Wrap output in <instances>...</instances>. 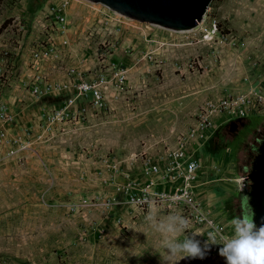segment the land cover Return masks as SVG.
Returning <instances> with one entry per match:
<instances>
[{
    "label": "rangeland",
    "instance_id": "1",
    "mask_svg": "<svg viewBox=\"0 0 264 264\" xmlns=\"http://www.w3.org/2000/svg\"><path fill=\"white\" fill-rule=\"evenodd\" d=\"M54 5L65 16L63 29L50 16ZM4 23L0 105L22 97L47 101L51 109L40 116L46 131L41 138L33 135L35 129L14 136L9 126L15 112L12 122L0 121L7 133L0 163L32 160L41 177L24 194L11 179L18 169L0 167V264H226L219 255L222 245H212L204 260H182L170 255L166 242L200 232L195 238L203 248L210 233L217 243L229 237L234 226L223 225L218 211L230 213L232 220L249 216L236 177L226 179L238 189L236 203L215 199L212 187L219 190L216 197L226 191L217 186L213 171L202 179L209 183L198 185L202 192L192 181L190 198L152 201L145 210L130 203L126 189H132L131 177L149 179L142 156L159 160L180 136L200 166L207 152L218 169L229 151L236 176L248 174L249 149L264 130V0H212L202 21L186 30L119 16L87 0H0V27ZM214 23L217 33L204 38ZM70 33L79 38L76 61L57 51ZM101 60L108 69L114 64L129 68L121 87H106V109H94L90 96L76 97L70 84L58 88L70 82L73 68L95 76ZM34 86L41 94L33 93ZM72 97L71 117L58 123L70 124L76 115L81 126L53 135L58 123L47 130L44 117ZM237 97L246 99L245 116L218 107L224 98ZM207 115L206 136L190 137ZM11 148L20 151L6 157ZM159 179L168 182L162 187L168 192L183 182Z\"/></svg>",
    "mask_w": 264,
    "mask_h": 264
},
{
    "label": "built area",
    "instance_id": "2",
    "mask_svg": "<svg viewBox=\"0 0 264 264\" xmlns=\"http://www.w3.org/2000/svg\"><path fill=\"white\" fill-rule=\"evenodd\" d=\"M118 14V13H116ZM119 16H123L118 14ZM51 18L61 25L60 29L66 26L65 16L61 10L60 6L54 5L50 10ZM125 17V16H123ZM218 31L217 23L212 24L208 29L205 30L204 38L211 39L214 34ZM85 61V60H81ZM95 76L87 77L86 72L82 69L73 68L70 72L69 83L57 84L58 88H66L69 84L74 86L76 97L78 96H90L91 105L96 110H104L107 107L105 89L111 84L116 86H122L129 74V68L125 64L116 65L111 69L105 66L104 61L101 60V65L94 72ZM92 74V73H90ZM111 75V79L107 78ZM33 93L41 94L42 89L38 86H34L32 89ZM76 98L66 99L63 104L58 108L49 112L44 117L45 129L50 130L51 127L64 120H68L71 115L70 111ZM246 99L243 97L237 98H224L223 101L218 104L219 108L225 110H231L232 112H238L241 116H245L246 112L243 108ZM216 109L213 106L210 111ZM82 112L80 113V117ZM208 116L200 119L197 128H195L191 133L190 137L202 136L205 137V130L211 129V121ZM75 118L76 115H73ZM14 120V113L5 105H0V121L3 123L12 122ZM7 139V133L5 129L0 125V143ZM186 140L184 137L180 136L178 138L177 146L174 148H169L165 152V155L156 160L151 156H142L143 159V171L144 174L149 176V179L144 182L138 179L131 180L132 189H126L131 191L128 195L130 203L135 205L139 210H145L152 201H169L176 202L182 199L190 198L192 190V181L196 177V171L200 166V161L196 158H192L189 151L185 149ZM14 151H10L12 154ZM152 174L159 175L165 180H175L177 177L182 178L183 182L176 186L172 192L161 189L156 191V195L153 194V189L156 186L158 180L150 177ZM239 186L243 185L245 176L241 175L235 179ZM129 185V184H128Z\"/></svg>",
    "mask_w": 264,
    "mask_h": 264
},
{
    "label": "crops",
    "instance_id": "3",
    "mask_svg": "<svg viewBox=\"0 0 264 264\" xmlns=\"http://www.w3.org/2000/svg\"><path fill=\"white\" fill-rule=\"evenodd\" d=\"M70 37H67L66 40H64L65 42H61L57 45V51L62 53L63 55H67L69 54L70 56H73L75 58L74 61H76V53H77V41H78V37H76L75 33H70L69 34ZM72 45V46H71ZM80 48V47H79ZM27 96V95H26ZM5 103L8 105L9 109L12 112L16 113V121L15 123L11 124L9 126V129L13 132L14 136H18L20 137L23 132L25 131V129H35L36 132L33 133V135H39L38 137L41 138L43 137V135H45V132L42 128V126H40V116H42L45 112H48L51 109V104L46 102H42L40 100L37 99H33V98H13V99H5ZM54 108V107H53ZM86 116V115H85ZM92 116H90L89 120H92ZM81 118H79V120L75 117L74 119L71 120L70 124L63 122V123H58L56 124V128L53 130L54 132L52 133L53 135H64V134H70L72 132H75L77 130V128H79L81 125H79V123L81 122L80 120ZM38 123L37 127L36 125H33L34 123ZM74 122V123H73ZM73 123V124H71ZM36 127V128H35ZM23 148V147H21ZM20 149V147H19ZM19 149L14 150V149H8L5 151V156L12 158L18 151H20ZM14 151L12 154H10V151ZM23 150V149H21ZM229 151H225L224 155L221 158V161L218 164V169H214V167H212V159L213 157L211 155H209L207 152H204L203 155L201 156V166L197 169L196 171V177L193 179V181L195 182L196 190L198 191V193L202 192L203 189H198V185L202 184V185H206V182H203V178L206 176H210V172L213 171L215 172V176H216V180H214L215 182H217V186H221L222 188L225 189L226 193L224 195H220L218 197H216L218 195V193L216 191L219 190H215L216 187H212V191H213V195L215 196V199L224 203V202H234L236 203L238 201V192L237 188L234 187V185L230 184L226 179L227 177H233V178H237L238 176H236V164L234 162V159L232 158V155H230L228 153ZM22 153V152H21ZM1 154V153H0ZM4 157V156H3ZM32 160H25V162L23 163H18V162H3L0 163V167L1 166H11L12 169L16 168V170L18 169L19 174H15L11 176V179L15 181V184L20 185L21 187H23V193L27 194V186L30 182H38L40 180V175H39V171H40V167L37 163L31 162ZM215 170V171H214ZM15 177V178H14ZM150 177L152 178H158L159 182L158 184H156V186L154 187V191H158L159 189L165 188L163 186L164 184V180H160L159 179V175L156 174H152ZM56 178L58 177V174L56 175ZM148 178V177H147ZM146 178V180H147ZM131 179H138V178H134L131 177ZM56 183H59V181L57 179H55ZM139 180V179H138ZM52 181V178H51ZM164 181V182H163ZM203 182V183H202ZM165 186H169L168 182L167 184H164ZM210 185V184H209ZM154 192V193H155ZM212 195V196H213ZM222 210V209H221ZM221 214L223 218H218L219 220H221L224 224L226 225L228 228H233V224H232V218H231V214L223 212V211H218L217 215ZM228 236H232L234 234V230L230 231L228 230Z\"/></svg>",
    "mask_w": 264,
    "mask_h": 264
},
{
    "label": "water",
    "instance_id": "4",
    "mask_svg": "<svg viewBox=\"0 0 264 264\" xmlns=\"http://www.w3.org/2000/svg\"><path fill=\"white\" fill-rule=\"evenodd\" d=\"M102 4L114 12L140 22L173 30L194 28L204 18L212 0H87ZM250 180V189L246 182ZM243 200L252 208L248 218L259 227L264 224V139L257 147L245 176Z\"/></svg>",
    "mask_w": 264,
    "mask_h": 264
},
{
    "label": "clouds",
    "instance_id": "5",
    "mask_svg": "<svg viewBox=\"0 0 264 264\" xmlns=\"http://www.w3.org/2000/svg\"><path fill=\"white\" fill-rule=\"evenodd\" d=\"M232 224L234 234L230 237L221 236L220 243L210 233L202 248L201 242L195 238L202 233L194 232L183 241L175 239L166 242V246L171 256L179 255L182 260H204L212 245H222L219 255L225 258L226 264H264V224L258 227L247 217L234 219ZM171 231L173 230L169 228V232Z\"/></svg>",
    "mask_w": 264,
    "mask_h": 264
},
{
    "label": "flooded vegetation",
    "instance_id": "6",
    "mask_svg": "<svg viewBox=\"0 0 264 264\" xmlns=\"http://www.w3.org/2000/svg\"><path fill=\"white\" fill-rule=\"evenodd\" d=\"M264 139V130L259 134V136L255 139L254 143L251 144V147L249 149V159L251 161V159H253L254 154L257 151V147L260 144V142ZM250 183L251 181L248 179L246 182V186H247V190L250 189ZM242 197H244V194L242 193ZM242 203H243V210H247L248 215L250 214L252 208L249 204L248 199L247 200H243L242 199Z\"/></svg>",
    "mask_w": 264,
    "mask_h": 264
},
{
    "label": "trees",
    "instance_id": "7",
    "mask_svg": "<svg viewBox=\"0 0 264 264\" xmlns=\"http://www.w3.org/2000/svg\"><path fill=\"white\" fill-rule=\"evenodd\" d=\"M2 28H5V23L0 27V30H1ZM251 163H252V159H251V161L249 162L250 167H251ZM248 167H249V165L245 166V169H248ZM246 217L248 218L247 215H246Z\"/></svg>",
    "mask_w": 264,
    "mask_h": 264
}]
</instances>
